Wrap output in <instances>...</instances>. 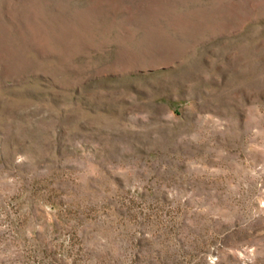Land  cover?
I'll use <instances>...</instances> for the list:
<instances>
[{
  "label": "rangeland",
  "instance_id": "374dc122",
  "mask_svg": "<svg viewBox=\"0 0 264 264\" xmlns=\"http://www.w3.org/2000/svg\"><path fill=\"white\" fill-rule=\"evenodd\" d=\"M0 264H264V0H0Z\"/></svg>",
  "mask_w": 264,
  "mask_h": 264
}]
</instances>
